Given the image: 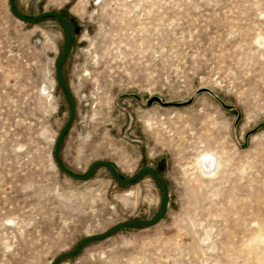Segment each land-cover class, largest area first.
I'll return each mask as SVG.
<instances>
[{"label": "rangeland", "instance_id": "1", "mask_svg": "<svg viewBox=\"0 0 264 264\" xmlns=\"http://www.w3.org/2000/svg\"><path fill=\"white\" fill-rule=\"evenodd\" d=\"M15 6L28 17L60 13L73 27L62 73L76 111L62 164L83 176L105 161L123 178L153 167L169 190L159 223L58 264H264V0ZM65 41L59 21L24 23L0 0V264H51L162 207L148 174L124 185L105 167L84 181L57 167L70 112L56 78ZM204 150L223 161L213 179L196 170Z\"/></svg>", "mask_w": 264, "mask_h": 264}, {"label": "water", "instance_id": "2", "mask_svg": "<svg viewBox=\"0 0 264 264\" xmlns=\"http://www.w3.org/2000/svg\"><path fill=\"white\" fill-rule=\"evenodd\" d=\"M9 9H10L11 14L15 18H17L18 20H20L24 23H34V22L40 21L44 18L51 17V18H54L55 20L59 21L64 26V28L66 30L65 45H64L63 51H62V53H61V55L57 61V65H56V78H57V81H58L60 87L62 88V90H63V92H64V94L68 100L69 107H70L69 117H68L67 122L65 123L64 127L62 128L58 138L56 139L54 150H53V158H54V161H55L57 167L59 168V170L64 175H66L72 179L84 181V180H87L92 175V173L94 172V170L97 167L101 166V167H105L108 170L109 174L112 176L113 179H115L118 183L124 184V185L132 184L136 180H138L141 176L148 174L161 186L162 191H163L162 207H161L160 212L158 213V215L155 218H153L151 220H134V221L124 222V223H121V224L115 226L113 229H111L110 231H108L104 234L93 235V236H90L88 238H85L75 250L58 256L57 258H55L53 260V262L51 264H58L63 259L73 257V256L79 254L83 250V248H85L88 244L95 242V241L104 240L108 237H111L115 233H117V232H119L125 228L151 227V226H154L157 223H159L167 214L168 205H169V190H168V186H167V183L165 182V180L158 174L157 170H155L153 167L141 168L133 177L123 178L117 173L116 169L113 167L112 164L105 162V161H98V162L92 163L91 166L89 167L88 171L86 172V174L83 176H79L77 174L72 173L62 164V162L59 158L60 145H61V142H62L65 134L67 133L69 127L71 126V123L73 121V118L75 116V111H76L75 102H74L72 92H71L68 84L66 83V81L63 77V73H62V65H63V62L65 60L67 53L70 50L71 43H72L73 27L71 26V24L68 20H66L60 13H57V12H43L40 15L33 16V17L24 16L21 13H19V11L17 10V8L15 6V0H9ZM153 101H156L159 103L161 102L158 98H154V100L148 101V105L151 104ZM222 106L224 109H227V110L232 109L231 106H228L225 104H223Z\"/></svg>", "mask_w": 264, "mask_h": 264}, {"label": "bare ground", "instance_id": "3", "mask_svg": "<svg viewBox=\"0 0 264 264\" xmlns=\"http://www.w3.org/2000/svg\"><path fill=\"white\" fill-rule=\"evenodd\" d=\"M222 167L223 161L221 157L212 150H204L196 159V170L199 173L198 175L205 179H213L216 177Z\"/></svg>", "mask_w": 264, "mask_h": 264}]
</instances>
